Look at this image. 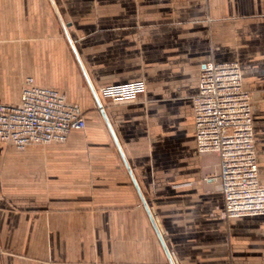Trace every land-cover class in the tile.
I'll return each instance as SVG.
<instances>
[{
    "label": "crops",
    "instance_id": "crops-1",
    "mask_svg": "<svg viewBox=\"0 0 264 264\" xmlns=\"http://www.w3.org/2000/svg\"><path fill=\"white\" fill-rule=\"evenodd\" d=\"M209 60L238 61L264 104V0H0V99L20 104L32 77L83 112L98 108L66 143L0 141V264H170L88 78L95 89L145 85V97L102 104L177 262L264 264V215L228 218L219 155L197 151L194 98ZM92 120L117 161L85 159ZM177 153L187 175L171 183L163 170Z\"/></svg>",
    "mask_w": 264,
    "mask_h": 264
},
{
    "label": "built area",
    "instance_id": "built-area-1",
    "mask_svg": "<svg viewBox=\"0 0 264 264\" xmlns=\"http://www.w3.org/2000/svg\"><path fill=\"white\" fill-rule=\"evenodd\" d=\"M102 99L136 100L143 82L105 86ZM86 127L80 106L59 89L26 79L20 104L0 99V141L18 149L31 144L64 143L75 130ZM194 132L200 154L219 155L217 179L228 218L264 215V183L255 144L252 96L244 88L238 61L209 60L200 70L194 98ZM170 262V261H169Z\"/></svg>",
    "mask_w": 264,
    "mask_h": 264
},
{
    "label": "rangeland",
    "instance_id": "rangeland-1",
    "mask_svg": "<svg viewBox=\"0 0 264 264\" xmlns=\"http://www.w3.org/2000/svg\"><path fill=\"white\" fill-rule=\"evenodd\" d=\"M101 89V88H100ZM100 89H97L98 91H100ZM248 91V90H247ZM251 96H252V107L254 106L255 109V115H257L258 117H260L259 119H262V121L264 120V104L262 105H256L255 106V97H254V92L253 91H248ZM145 92L141 93L138 98H142L145 97ZM103 100V99H102ZM109 101L115 102L113 100L107 99ZM79 106V105H78ZM97 107L95 104L91 105V109L89 108L88 110L84 111V114H87L88 112H97ZM254 131L258 132V129H256V127H254ZM262 129V128H261ZM256 134V133H255ZM256 138V137H255ZM68 141V140H67ZM66 141V142H67ZM64 142V143H66ZM256 142V139H255ZM263 142H259L257 139V148L259 149V158H260V168H261V172L264 176V150L262 148V144ZM84 146V157L88 162L91 163H97L99 161H117L118 157L116 156V153L114 151L110 152V153H102V147H100V145L97 144V139H96V125H95V120L89 121V126L86 130V133L82 135L81 139L79 140V143ZM256 144V143H255ZM170 160L172 161L170 163V167L167 170H163V172L165 171V173L167 172L169 175V180L172 183L174 180H176L177 183L182 182V178H184V176L187 175L186 173V169L185 167L187 166L186 163L183 164L184 162L187 161V157L185 155H182L180 153H177L174 156H170L169 157ZM93 166L96 167V164H94ZM95 171H97V173L100 171L98 168L94 169ZM212 175V174H211ZM96 176V174H95ZM206 177V176H204ZM217 177V176H215ZM102 183L100 182L99 179H94V180H89V188L91 190V192L93 190H95L94 188L96 187H102L101 185ZM104 186V185H103ZM150 208L152 210V213L154 214V217L156 218V221L158 223V226L161 228H163L161 226L160 220L158 218V214H157V208L154 205V203H156L155 201H151L150 200ZM1 250V248H0ZM176 264H179L177 262V259L174 257ZM170 263V262H169Z\"/></svg>",
    "mask_w": 264,
    "mask_h": 264
},
{
    "label": "water",
    "instance_id": "water-1",
    "mask_svg": "<svg viewBox=\"0 0 264 264\" xmlns=\"http://www.w3.org/2000/svg\"><path fill=\"white\" fill-rule=\"evenodd\" d=\"M83 68H84V67H83ZM84 72H85V74H86V76H87V73H86L85 69H84ZM87 78H88V76H87ZM88 81H89V83H90V86H91L92 92H93V94H94V97H95V99H96V101H97L98 107H99L100 111L102 112V114L104 115V117H105V119H106V122H107V124H108V126H109V128H110V130H111V132H112V135H113V137H114V140H115V142H116V144H117V146H118V148H119V150H120L121 156H122V158L124 159V161L126 162V165H127V167H128V170H129V172H130V174H131V176H132V178H133V181H134V183H135V185H136V187H137V190H138V192H139V194H140V196H141L142 202H143V204H144L146 210L148 211V213H149V215H150V218L152 219V222H153V224H154V227L156 228V230H157V232H158V235H159V237H160V240H161V242H162V244H163V246H164V248H165V250H166V252H167V254H168V258H169L170 264H176V261H175V259H174L173 254H172V253L168 250V248H167V245H166V243H165V240H164V237H163L162 231L160 230V228H159V226H158V223H157V221H156V218L154 217V215H153V213H152V210H151L150 206L148 205V203H147V201H146V199H145V197H144V195H143V193H142V191H141V189H140V186H139V184L137 183V181H136V179H135V177H134V175H133V172H132L131 168L129 167V164H128V161H127V159H126V157H125V154H124V152L122 151L121 146L119 145V142H118V140H117V138H116V136H115V133H114V131H113V129H112L110 123H109V120H108V118H107V115H106L105 109H104V107H103L102 101H101L100 97L98 96V94H97V92H96V89H95L94 86L91 84L89 78H88Z\"/></svg>",
    "mask_w": 264,
    "mask_h": 264
}]
</instances>
